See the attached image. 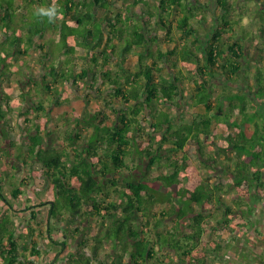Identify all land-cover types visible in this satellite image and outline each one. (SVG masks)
<instances>
[{
  "label": "trees",
  "instance_id": "1",
  "mask_svg": "<svg viewBox=\"0 0 264 264\" xmlns=\"http://www.w3.org/2000/svg\"><path fill=\"white\" fill-rule=\"evenodd\" d=\"M44 1L11 0L0 7V30L5 29L0 33V42L2 36L7 41L11 28L22 33L16 35V47L0 55V77L7 75L6 68L10 71L5 60L22 59L33 47L45 49L46 42L36 38L43 39L46 32L60 30L65 45L67 36L73 35L76 44L72 47H80L79 58L86 64H81L76 72L68 68L60 71L61 66L57 71L54 66L50 69L51 75L58 74L62 83L70 82L73 91L78 89L79 80H85L97 96L105 94L113 119L109 120L104 110L88 113L83 109L80 116H68L64 112L62 117L72 126L70 130L65 129L62 145L49 144L40 124L36 121L34 126L29 124L28 112H22L19 107L12 113L14 107L9 102L12 95L1 89L0 95L3 93L5 107L9 109L7 114L0 112L1 119L10 124L17 114L28 139V142L17 141L16 134L10 132L13 144L20 142L23 148L27 146L17 154L18 158L34 156L41 164L44 178L54 188L51 212L56 220L47 231L51 234L63 231L68 235L65 239L60 235L53 242L43 237L44 229L33 222L37 216L34 209L27 222H22L29 231L18 228L15 216L3 213L0 264H39L41 258L49 259L53 252L61 251L68 244L71 247L67 254L71 256L63 260L67 264H205L204 259L192 254L202 242L205 225L213 221L211 228L221 235L238 213L247 214L243 211L245 205L249 211L253 210V202L236 194L229 203L223 198V187L218 181L212 185L210 180L203 179L193 189L187 184L181 186L180 173L189 163L185 147L195 142L201 153L207 136L213 135L214 125L225 122L232 133L227 136L228 144L217 145L216 151L225 153L227 160L223 164L214 155L209 158L236 185L247 182L254 190L257 186L252 184L261 183L264 175V0H213L214 22L207 25L206 11L202 12L208 8L207 0H133L136 11L130 10L131 3L126 0H49L48 4ZM40 3L57 7L59 15L53 22L33 17V7ZM242 3L250 6L244 14ZM111 5L115 11L100 19V8L106 11ZM27 6L31 7L26 9ZM72 11L73 26H82L87 34L63 31L66 22L60 17ZM176 11L180 14L174 18L177 29L184 39L189 38L188 42L180 50L178 46L167 51L152 47L158 37L149 35L148 22H157L173 39L170 17ZM130 12L137 14L143 25H133ZM245 22L250 26L245 27ZM87 35L89 43H86ZM255 37L259 39L257 43L252 40ZM124 38L126 42L121 44ZM24 43L29 49L23 47ZM49 55L46 48L41 60L49 59ZM130 55L137 56L132 65L127 63ZM181 60L195 64L194 70L188 65L182 66ZM250 63L254 64L253 70ZM185 69L194 72L191 75L194 86L188 94L183 83L187 78ZM217 75L225 80L220 92L216 91L214 80ZM249 75L253 83L247 78L238 88L230 85ZM46 77L45 71L33 84L44 87L42 82ZM46 86L49 90L52 88ZM32 88L20 96L25 99L27 94L31 95L29 91L37 93V88L33 91ZM45 109L43 101L35 104L36 117ZM236 109H239L238 115ZM186 111L189 117L182 114ZM247 125L252 127L251 134L247 132ZM146 137L148 143L143 146ZM257 145L263 149H257ZM133 147L140 158L147 159L144 169L158 167L156 175H129ZM12 193L16 196L21 191L16 189ZM163 203H169V208L157 210L156 205ZM213 203L214 208L206 207ZM167 217L173 221L168 229L164 226ZM20 230L21 235L17 237L16 232ZM37 230L43 232L41 239L35 237ZM107 246H111L110 250H106ZM216 246L220 248L221 243ZM166 248L174 252L167 254L170 259L167 263ZM109 255L111 260L106 258Z\"/></svg>",
  "mask_w": 264,
  "mask_h": 264
},
{
  "label": "rangeland",
  "instance_id": "2",
  "mask_svg": "<svg viewBox=\"0 0 264 264\" xmlns=\"http://www.w3.org/2000/svg\"><path fill=\"white\" fill-rule=\"evenodd\" d=\"M123 1V0H122ZM125 1V0H124ZM7 2H11V0H0V7L2 5H4ZM48 4L49 0H45L44 3ZM127 3H131V6H129L130 10H135L136 11V6L133 5V0H126ZM207 6L206 10H202L206 11V17H207V22H205V25H207L208 23H213L214 22V18L211 14L212 12V8L215 6V1L213 0H207ZM242 12L243 14L246 13L248 11V7L250 6H246V4L242 3ZM28 7L30 8L31 6H27L26 9H28ZM49 9L51 8L50 5L47 7L43 4H39L38 6H34L33 7V17L35 18V16L39 19H46L48 20V18L46 16L40 15L39 14V9ZM57 8V7H56ZM141 8V7H140ZM26 9L24 10L26 12ZM101 12L98 14V17L101 19H104V17L109 16V11L114 12L115 11V7L113 5L109 6L107 8L106 11H104L103 7L100 8ZM24 11H22L21 15H24ZM72 14V16L74 15L73 11L70 12ZM179 12H175V14H173V17H170V19L172 20V33H171V37L169 38L168 35L162 31V29L159 28V26L157 25V22H154V20H152L150 23L148 22V28L149 29V35L150 36H154L156 35L158 37L157 42L152 44V47L154 46H159L160 49L167 51L170 50L172 48H174L175 46H178V49L180 50V48L182 46H184L186 44V42H188V39H184L178 29H177V24L174 21V18H176L175 16H178ZM180 15V14H179ZM137 14H131L130 12V18H132V20H134V24H141L143 25L142 21H139V18L136 17ZM55 20V19H54ZM194 22L195 25H197V20L193 19L192 20ZM56 23V22H55ZM131 27H134V26ZM245 27L250 26L249 24H247V22H245L244 24ZM200 27V26H199ZM63 31L66 33H70V31H72L73 33H78L81 32L82 36L87 34V31L84 30L85 28H83L82 26L80 27L79 25L73 26L72 24H70L69 22L63 25ZM201 33L204 32V30L201 28ZM7 33V32H6ZM5 33V35H6ZM10 33V35H9ZM17 34H22L20 33V31H14L13 28L10 29V31H8V37H7V41L5 42V40L0 42V55H6L5 52L10 51V48H14L17 45L18 42V38H17ZM95 34V33H94ZM16 36V37H15ZM79 36V35H78ZM111 36V35H110ZM49 38H45L46 41V48L48 51H50V55H49V61H46V64H32V62L35 61L36 62V58L37 55L33 54L32 52H29L30 54L26 56H24L22 64L20 63V59L16 60L14 57L9 58V60H5L7 61V66H9L10 71H8V68H6L7 76L9 78H12L14 80L17 79V82H14V95L16 94V98L22 102L23 106L26 109H30L32 102L34 104H37L39 102L44 103L46 109L39 111L40 112V116L36 117V114L38 113L37 110H33V112L28 113L29 117L31 118V121L29 122V124L31 126L34 125L35 121L37 123L40 124V130L43 132V134H46V138L49 144L50 143H56L57 145H62V139L65 136V129H69L72 126V123L70 121H68L65 117H62V114L64 112L67 113L68 116H80L81 111L84 107V110H87L88 113H94L97 112L99 110H104L109 116L110 119H113V111L111 108H109V104H107L105 102V94L103 96V94H101V96H97L94 91L92 92L89 89V85L88 82H86L85 80H79L78 82V94H84V97L88 100H86V105L84 106L85 102L82 101L81 99H79V95L76 93H73V89L71 86V83L66 81L65 83H62L60 76L57 75H51V67H56L57 71H58V66L60 67V71L63 70L64 68H68L71 71H77L80 69V65L81 64H86V62L82 59L79 58V51H80V47L79 46H75L72 47V44H74L75 40L73 35H68L67 37V42H68V46L65 45L62 41H57L56 37L54 36H48ZM78 38V37H77ZM87 41L86 43H89L88 40H90V36L87 35L86 36ZM93 39H95V36H93ZM252 39V38H251ZM44 40V38H40L37 37L36 41H42ZM114 41H116V38H113ZM254 40L256 43L258 42V37H255ZM14 44H12V43ZM119 42V40H118ZM126 40L125 38L121 41V44L125 43ZM12 45H11V44ZM21 43V42H20ZM76 44V42H75ZM74 44V45H75ZM251 45V44H248ZM24 48L29 49V47L27 46L26 43L23 44ZM67 47V48H66ZM154 47V48H156ZM63 48V49H62ZM37 49V48H36ZM40 48H38L35 51H39ZM43 51H46V49H42ZM41 50V51H42ZM134 49H131V52L133 53ZM39 53V52H38ZM137 60V56L135 55H130L129 59L127 60V63H131L130 65L133 64V61L136 62ZM3 61V60H2ZM11 61V62H8ZM19 61V62H18ZM112 61L115 62V57H112ZM148 61L150 62L151 59H148ZM92 64V63H90ZM180 64L182 66L188 65L187 67L190 69L195 68V64L185 61V60H181ZM251 65V69L253 70L254 64L250 63ZM45 65V67L43 68V66ZM37 66L35 70H33V67ZM253 66V67H252ZM248 67V66H247ZM45 69V70H43ZM55 69V70H56ZM1 70V68H0ZM34 71V72H33ZM47 72V77L43 80V85L44 87H40V85H33L32 87V91L35 90L37 88V93L35 92H31L29 91V93H31V97H32V102L30 99L26 100L23 99L20 96L21 93V89H23L22 84H20V80H24V78L31 76L33 77L34 81L39 80V78L42 77L44 72ZM56 71V73H57ZM55 73V74H56ZM184 73L187 75L186 80L183 82L184 83V91L186 94L189 93V91L191 90V88L194 86L193 84V79L191 77V75L194 72H189V70L185 69ZM36 74V75H35ZM246 74V72H245ZM248 75V74H247ZM195 77V75H194ZM247 78H249V80L251 81V83H253V79L251 77V75H249V77H246L241 80H238L237 82H234L233 84L231 83L230 85L238 88L241 84H245ZM19 80V81H18ZM217 84H216V91L220 92L221 88L223 87V83L225 82L223 76L221 75H217L216 79H214ZM25 83V82H24ZM23 83V85H24ZM46 85H50L52 88L49 90L48 87ZM35 87V88H34ZM104 87V86H102ZM13 89V87H12ZM29 89V88H27ZM25 90V89H24ZM23 90V92L25 93V91ZM86 91L90 92V93H86ZM58 100V101H57ZM111 105V104H110ZM239 113V109H236L235 114L238 115ZM182 114L184 115V117H189V111H186L185 113L182 112ZM181 114V115H182ZM180 116V115H179ZM23 118V117H22ZM22 120V119H21ZM20 120V121H21ZM16 123H18V121H16ZM18 126V125H17ZM18 132H14L16 134V138L17 141L18 140H25L27 139V136L24 137V139L21 137V135H19L17 137V134L19 133V127L17 128ZM247 132L248 134L252 133V127L247 125ZM48 133V136H47ZM230 133H232V129L229 128L228 124H226L225 122H219L216 125H214V130H213V135H209L206 138V144L203 147L202 152L200 153L199 151V147L195 142H190L189 144L186 145L185 147V153L188 155L189 158V163L188 165L181 171L180 175L183 178V181L181 183V186L184 185H188V188L193 189L197 184H199L203 179H208L210 180V183L212 185L215 184L216 181H218V185H221L222 188V196L224 199H227L229 201V203H232L234 200V195L238 194L240 196H244L247 198V196L249 195H254V193L252 194V189H250V185L247 182H244L241 185H236L233 183L232 177L227 174L226 172L222 171V167H218L216 166L217 163L209 158V156L214 155L216 156L219 160L218 162L225 164L224 162H226L227 158H226V154L223 152L218 153L216 151V146L219 145L221 147L226 146L228 144L227 142V136L230 135ZM10 136L12 138V134L10 133ZM3 138V137H2ZM61 139V140H60ZM208 141H210V143H208ZM19 143V144H18ZM148 143V137H146V139L143 141V146H145ZM7 142L6 140H2L0 139V153H8V155H5V158L7 157L8 160L12 161L11 158H13L14 154H18L19 152L22 151L23 147L21 146L20 142H17L16 144H10V146H7ZM168 147V145H167ZM141 150V148H139ZM257 149L262 150L263 147L260 145H257ZM133 156H134V160L131 161V171L128 172L129 175L132 176H154L158 173V167L157 166H152L150 169H144V164L147 163V159L146 158H140V154L138 153V151L136 150L135 147H133ZM25 152H23L24 154ZM32 157V158H31ZM29 157H24L28 162L32 161H36L34 156ZM6 158V159H7ZM248 158L246 157V160ZM207 160V161H206ZM146 161V162H145ZM164 162V161H163ZM135 163H140L139 165H134ZM11 167L12 164H10ZM167 169V167H165ZM163 169L164 171L166 169ZM13 169V168H12ZM9 174L6 175L7 177L10 176L11 171L8 169ZM27 175L29 176V183L28 185H24V189L26 190L24 195H21V197L18 199L13 198V196L11 195L10 192V185H5L4 187V191H5V195L7 197V199L12 202L13 204H16L18 207V209L21 210V206L23 208V206L25 207L24 209H27L28 206H36L37 203H39V201H41L42 199H47V198H54V190H53V186L52 184H47L44 183L43 179H44V175L42 173V167L41 164L38 163L37 161L34 162V166L33 169L30 170V174L27 173ZM5 177V176H4ZM16 177V178H15ZM15 177H13L12 179L16 181V179L19 177L17 175H15ZM186 179V180H185ZM251 184V183H250ZM42 186H47V191H44L41 189ZM257 192L260 193L259 196H264V186H260L257 189ZM117 195V194H116ZM39 196H41L39 198ZM214 204V203H213ZM215 204H217L215 202ZM8 205L6 201L2 200V203L0 202V206L4 207ZM45 205V204H44ZM169 203H163V204H158L156 205L157 210H166L167 208H169ZM208 206V208H212V206L210 204H206V207ZM246 206V205H245ZM258 206L260 207H264V200L260 203H258ZM262 207V208H263ZM15 208V207H13ZM43 210L41 211V220L44 223L46 221L47 215H48V210L46 206L42 207ZM264 211V208L261 209ZM13 214V213H12ZM29 212L25 213L21 216L20 221L22 220L25 221L27 220V218L29 217ZM239 214V213H238ZM245 216L243 215H239L238 217H235L232 219V224L230 226H228V228L224 231V233L222 232L220 235V232L216 229H212V223L214 224V222L210 221L208 224L205 225V231L203 234V238H202V242L200 243V246L195 249L193 251V253L195 252V254H193V256H196L198 258H201V260H205V264H230L231 261H234L232 259V256H236L235 251H234V247L232 246V243H225V239H229L232 237V234L236 232L237 227L235 226L236 220H240V221H244ZM35 219H33L34 222ZM173 224V221L171 219H169L167 217V219L165 220V224L164 226L168 228L171 227V225ZM209 224H211L209 226ZM38 226H40L42 229H44V232L47 231V226L39 224L38 222ZM26 228V227H25ZM28 229V228H26ZM39 231V230H38ZM153 231V230H152ZM56 234V238H58L60 236V233H55ZM153 235L152 232L150 233V236ZM220 242L221 246L220 248H218L216 245L217 243ZM70 247L71 245L68 244L65 246V250L67 251V253H69L70 251ZM205 247L208 248H212L210 251H208V249H204ZM111 246H107L106 250H110ZM59 249V246L56 247V251ZM228 250H230L228 252ZM166 252V263L168 261H170L169 256L167 254H170L172 251H170L169 248H166L165 250ZM201 252V253H199ZM174 254V252H172ZM171 253V254H172ZM59 255L60 253L57 252H53L51 254V256L49 257V259L47 258L46 261L43 262L44 259L41 258L42 260V264H50L52 259L54 258L55 255ZM61 256V254H60ZM71 256V254H67V256L65 257V255L62 256V259L65 260L66 258H69ZM175 256V255H174ZM65 257V258H64ZM107 260H111L112 255H109L106 257ZM172 259L175 257H171ZM177 258V257H176ZM236 259V257H235ZM60 261L56 264H67V262L65 261Z\"/></svg>",
  "mask_w": 264,
  "mask_h": 264
},
{
  "label": "flooded vegetation",
  "instance_id": "3",
  "mask_svg": "<svg viewBox=\"0 0 264 264\" xmlns=\"http://www.w3.org/2000/svg\"><path fill=\"white\" fill-rule=\"evenodd\" d=\"M72 86V85H71ZM78 89H75V91H72L76 94H78ZM79 95V99H81L82 101L85 102L84 106L86 105V102L88 101L85 97L84 94H78ZM87 100V101H86ZM84 109V107H83ZM82 109V110H83ZM47 143V142H46ZM5 155H7V153H5ZM5 157V156H4ZM7 158V157H6ZM13 169H17V166H13ZM7 169L4 170L3 176L4 180H6L7 176L9 173L8 171H6ZM263 170H264V164H263ZM43 171V170H42ZM30 174V173H29ZM15 173H13V177H15ZM16 178V177H15ZM3 179V177H2ZM29 176L27 174L24 175V177L21 178H17L16 181L15 180H10L11 183H6V184H2L3 180H0V197L3 198V201H6L8 203L9 206H13V203L10 202L4 192V187L5 185H10V192L11 195L13 196V191H15L16 189H20L21 193H18L16 196H13V198H20L21 195H24L26 190L24 189V185H28L29 183ZM44 183L49 184V182L44 178L43 179ZM255 185L257 187H254V190L252 191V194L254 193V195H249L247 196V199L249 198L251 202H253L252 207L253 210L249 211L248 206L244 207L246 209H244V212H247V214H245V219L244 221H240V220H236L235 226L237 227L236 232L232 234V237L229 239H225V243H232V246L234 247V251L236 256H232V259L234 261H231L230 264H264V211L261 210L263 209L262 207L258 206V203L261 202V200H264V196H259L260 193L257 192V189L260 186H264V175L262 176L261 179V183L260 181L257 182V184H252ZM41 189L44 191H47V186H42ZM54 190V188H53ZM41 196H39L40 198ZM54 200H55V193H54V198H47V199H42L41 201H39V203H37L36 207V212H37V216H36V224L37 222H39V224L43 225V222L41 220V211L43 210L42 207L46 206L48 207V215L46 218V221L44 222L47 226V229H49V227L51 226V223H55L56 217L53 215V213L51 212V206L54 204ZM45 204V205H44ZM213 208L215 206V204H210ZM14 207V206H13ZM224 207L226 208L227 206L224 205ZM242 211V212H243ZM6 212H1L0 216ZM11 216H13L12 214H10ZM240 214H237L236 217H238ZM243 216V215H242ZM231 217V215H230ZM39 218V219H38ZM22 222H20L19 224H21ZM18 224V225H19ZM232 223L229 224V226ZM38 225V224H37ZM22 227V225H20V227H18L19 229ZM68 231V230H66ZM21 230L16 232L17 237H19V235H21ZM39 236L41 237V232L42 231H38ZM43 233V232H42ZM60 235L62 239L66 238V235L68 234H64L63 231H60ZM55 232H53L51 234V232L46 231L45 233H43V237H45L46 239H51L52 242L55 241V239H57ZM41 239V238H40ZM60 241V240H59ZM61 242V241H60ZM56 244V243H54ZM57 245V244H56ZM65 246L63 248H60L61 251L57 252L60 253L58 255H55L54 258L52 259L50 264H56L60 261H62V256L66 255L67 256V251L65 250ZM230 250H228L229 252ZM236 257V259H235Z\"/></svg>",
  "mask_w": 264,
  "mask_h": 264
},
{
  "label": "crops",
  "instance_id": "4",
  "mask_svg": "<svg viewBox=\"0 0 264 264\" xmlns=\"http://www.w3.org/2000/svg\"><path fill=\"white\" fill-rule=\"evenodd\" d=\"M23 2H25V0H20V2L19 3H23ZM20 10H18V12H19ZM1 13V12H0ZM60 19L61 20H63L64 19V21L66 22V23H70V24H72V25H74L75 23H74V20H73V18H72V15L71 14H68V15H66V16H62V17H60ZM5 29L4 28H2V30H0V33H3V31H4ZM61 31L60 30H53V32H51V31H49V32H46V34H45V38H49L48 36H55L56 37V40L57 41H61ZM45 38H44V40H42L43 41V43L44 42H46L45 41ZM69 38V37H68ZM5 39V37L4 36H2L1 37V40H4ZM24 51H25V49L24 48H22ZM38 49V48H37ZM36 49V47H33V50L32 51H30V52H32L33 54H35V55H37V58H36V62L37 63H35V61L34 62H32V64H46V61H49V59H45V61L43 62L42 60H41V58H42V56L43 55H45V53H46V51H43L42 49H39V53L37 52V51H35V50H37ZM46 49V48H45ZM42 50V51H41ZM28 54H30V53H28ZM28 54H26L25 56L27 57V55ZM9 58H11V57H9ZM9 58L7 59V60H9ZM23 59H25V58H20V63L19 64H22V62L24 63V61H23ZM7 62V61H6ZM8 62H11V61H8ZM19 62V61H18ZM133 63H134V61H133ZM36 67L37 66H34L33 67V70H35L36 69ZM1 79H0V91H1V89H3L6 93H8V94H10V95H12L11 96V98H10V105H11V107H14V109L12 110V113H16V110L19 108V107H21L22 109V112H33V110L35 109V104L32 102V99H31V95L30 94H27L26 95V97H25V99L26 100H28V99H30L31 100V102H32V105H31V107H30V109H26L24 106H23V104H22V102H20L15 96H16V94L14 95V93H13V91H14V82H17V79L16 80H14V79H12V78H8L7 77V75H1V77H0ZM26 80L25 81H21L20 80V84H22V88L23 89H21V92H23V90L24 91H26L27 90V88H31V86H33L34 84V80H33V77H31V76H28V77H26L25 78ZM25 82V83H24ZM23 83H24V85H23ZM12 87H13V89H12ZM5 94V93H4ZM2 96H3V98H2ZM5 101H6V99H5V97H4V95H3V93H1V95H0V112L2 111V112H4L5 114H7V112L9 111V109H7L6 107H5ZM30 110V111H29ZM11 112V111H10ZM20 118L21 117H19L17 114H16V116L14 117V119L12 120V122L9 124L8 122L7 123H5L4 121V119H1V116H0V139H4V140H6V142L8 143L7 144V146L6 147H8V146H10V144H13L12 143V141H10V139H11V136H10V132H12V133H14V132H18V130H17V128L19 127V133L17 134V137L19 136V135H21V137L24 139V137H26V134H24V129H22V120L20 121ZM16 121H18V123H16ZM18 125V126H17ZM35 125V124H34ZM33 125V126H34ZM10 129H11V131H10ZM3 137V138H2ZM19 138V137H18ZM28 142V139H25L24 140V142ZM19 144V143H18ZM24 150L25 149H27V146H25L24 148H23ZM4 154L5 153H0V180H3V185L4 184H6V183H11L10 182V180H12V178H13V173H15L17 176H19V178H23L24 177V175L25 174H27V173H30V170L31 169H33V166H34V162H36V161H34L33 162V160L32 161H30V162H28V161H26V160H24V158H18V156L16 155V154H14L13 155V158H11L12 159V161H10V160H8V158L6 159L5 157H4ZM7 155H8V153H7ZM39 163V162H38ZM10 164H12V166H17V169H12L13 167H11L10 166ZM5 169H7L6 171H8V169L11 171V174H10V176L9 177H6L7 179L6 180H4V176H3V173H4V170ZM8 173H9V171H8ZM2 177H3V179H2ZM11 191V190H10ZM5 192V191H4ZM2 199L3 198H1L0 197V202L2 203ZM16 199H18L19 200V198H16ZM8 204V203H7ZM13 206L15 207V208H13ZM13 206H9V205H6V206H4V207H2V206H0V213L1 212H6V213H9V214H12L13 216H15L16 218H17V220H16V224H19L20 222H22V221H20V218H21V216L23 215V214H25V213H30L31 212V209H34L35 211L37 210L36 209V207L34 206H29L27 209H24L25 207L23 206V208H22V206H21V210L20 209H18V207L19 206H17L16 204H13ZM24 216V215H23ZM22 216V217H23ZM39 219V218H38ZM27 221L25 220L24 221V223H26ZM38 223V222H37ZM19 225H22V230H24V231H27L28 229H26L27 227L25 226V225H23V223H21V224H19ZM34 225L36 226L37 224H36V221L34 220ZM43 225L45 226L46 224L45 223H43ZM211 224H209V226H210ZM26 227V228H25ZM29 231V230H28ZM35 237L36 238H39L40 239V236H39V233L36 231L35 232ZM199 253H201V252H199ZM193 254H195V252L193 253ZM44 261H46V259H44L43 260V262ZM39 264H42V261L41 262H39Z\"/></svg>",
  "mask_w": 264,
  "mask_h": 264
},
{
  "label": "clouds",
  "instance_id": "5",
  "mask_svg": "<svg viewBox=\"0 0 264 264\" xmlns=\"http://www.w3.org/2000/svg\"><path fill=\"white\" fill-rule=\"evenodd\" d=\"M39 14L43 15V16H46L48 18L49 22H53L54 19L57 18L58 15H59L56 7H52V8H49V9L41 8V9H39Z\"/></svg>",
  "mask_w": 264,
  "mask_h": 264
}]
</instances>
